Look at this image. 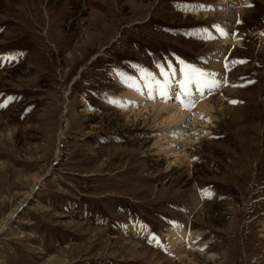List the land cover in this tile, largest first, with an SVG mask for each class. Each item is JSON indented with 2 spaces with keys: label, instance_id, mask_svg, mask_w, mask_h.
Returning <instances> with one entry per match:
<instances>
[{
  "label": "rangeland",
  "instance_id": "1",
  "mask_svg": "<svg viewBox=\"0 0 264 264\" xmlns=\"http://www.w3.org/2000/svg\"><path fill=\"white\" fill-rule=\"evenodd\" d=\"M221 2L0 0V264H264V0L232 1V46L189 14ZM191 69L220 87L189 143L131 110ZM119 74L155 97L105 105Z\"/></svg>",
  "mask_w": 264,
  "mask_h": 264
},
{
  "label": "bare ground",
  "instance_id": "2",
  "mask_svg": "<svg viewBox=\"0 0 264 264\" xmlns=\"http://www.w3.org/2000/svg\"><path fill=\"white\" fill-rule=\"evenodd\" d=\"M232 1L233 0H222V2L219 5H216L217 7H206L204 10H201L200 8H198V9L193 10L192 12L189 13L190 15H193L196 17L199 14H202L204 16L215 15L217 23L221 24V26L225 29V32H224V34H221L220 32H217L214 29L213 30V33L215 34L214 38L217 39L216 43L219 42V44L225 45V46L226 45L232 46L238 42L237 35L234 33V29H235L234 28V22H235V19L238 17L239 11L237 10L236 7H233ZM225 2H228V3L224 4ZM239 4L242 5V3H239ZM202 34H206V33L202 32ZM214 63L215 64H214L213 68H217L220 65L217 63V61H215ZM173 76L174 75H171V79H169V75L164 76V77L158 75L156 77L155 83L160 84V87L157 86L156 89H154V87H153L152 92H154L155 96L158 97V99H159V100L157 99L158 101H156L157 104H155V103L151 104L150 103L151 105L149 107H145L144 109L142 108L143 110H141V111H135V112H133V110H131V111L134 115H137V116L142 115L141 114L142 112H146V111L148 112L150 110L153 111L157 116H159L158 119H160V121H158V119H156V117H155L154 124L155 125L174 124V126L172 127V130H169L168 132L165 131L166 133H163V134L168 135V134L172 133V135H173L172 137H174V136L176 137V136L184 133L183 131L185 130V128L187 129V127H189V125H187V127H186L183 124H181L183 121H185V123H186V116H188L192 120H195L196 118L200 117L201 114L208 113L210 110H212L210 102L213 98H212V95L208 94V92H212L213 90L216 91L219 89V88H217V86L218 87H220V86L217 82L216 83L217 86L211 87V90H209L208 87H202V89H201L202 94H201V92L196 91V84L193 83L191 85V88H190V92H191V96H192V106L188 107V108H184V107L180 106L179 102L175 98L176 94L179 92L180 82L178 80H176L177 78L175 79ZM118 80H119L118 82L122 86L126 87L125 89H127V90H129V92H131L132 98L131 99L130 98L129 99H127V98L123 99V98L113 96L111 94H107V95H104V98H103L105 105L115 106L117 108L122 109L123 111L124 110L126 111V109H128V107H129L128 105H131L132 103H134L135 99H143L144 100L145 98H147V95L149 94L150 90L145 91L146 88L143 85L144 83H141V85L144 86L143 88H145V89H143L142 94L137 95L136 91L133 90L134 89V83H132L133 82L132 80H129L124 75H120ZM122 80L124 82H121ZM142 80H144V79H142ZM153 80H154V78H153ZM217 80H218V78H217ZM215 82H216V80H215ZM165 83H167V85L170 89L169 94H168L166 99L162 98L161 95H159V90H158V88H163L165 86ZM136 87H137V85H136ZM174 88H176L177 91H172V89H174ZM135 90H137V89H135ZM219 94H220V91H218L217 95H219ZM151 96H154V95H151ZM169 99H171L172 102L169 101ZM207 99H208V101H207ZM110 101H116V103L114 104V103H111ZM131 101H133V102H131ZM166 101L168 104L165 103ZM168 101L171 102V104ZM216 101L218 104V105L217 104L216 105L220 108V110L221 109L223 110L224 107H223L222 101L219 98H217ZM164 104H167V105H164ZM140 105H142V104H140ZM131 108H133V107H131ZM221 112H224V111H221ZM192 130L190 128H188V130H186V132L184 133V134L189 135L188 140L185 138L186 141H188L189 143H192V141H194V140L196 141L197 137L199 136L196 134L195 136L193 135V137H192V134L194 133V132H192ZM168 136L170 138V135H168ZM165 138L166 137L164 136L163 138H160V139L163 140ZM186 146H187V144H184V143L179 145V147H182V148H185ZM178 150L179 149H175V151H178ZM183 152H184V150L181 149L180 151L176 152L175 156L178 155V156L185 159L186 156L183 154ZM22 203L19 205V207L22 206ZM12 215H14V214L11 213V217H12ZM263 228H264V226H263ZM168 233H169L168 235L170 238L171 247L176 252H180L182 245L184 243H187L191 237V235L186 230H183V228L179 224H175L172 228H170Z\"/></svg>",
  "mask_w": 264,
  "mask_h": 264
},
{
  "label": "snow or ice",
  "instance_id": "3",
  "mask_svg": "<svg viewBox=\"0 0 264 264\" xmlns=\"http://www.w3.org/2000/svg\"><path fill=\"white\" fill-rule=\"evenodd\" d=\"M248 7H250L251 5H247ZM201 10H204L206 7V5H199L198 6ZM236 23L239 24L240 21L239 19L236 20ZM211 27L213 29H215V31L220 32L221 34H224L225 29L221 26V24L219 23H214L211 25ZM261 35H264V33H261ZM2 59H14V57H2L0 58V60ZM245 63L246 61H234L233 63ZM122 75V74H119ZM161 75H163V70L161 72ZM183 75V73H182ZM143 79V77H142ZM169 79H171V75H169ZM121 82H124L123 80ZM195 83L196 84V91L201 92L202 87H208L209 90H211V87H215L216 82L215 81H209L208 80V74L201 72L198 69H191L187 75L186 78L181 80L180 84H179V92L176 94V100L179 102L181 107L184 108H188L192 106V96H191V92H190V88L191 85ZM169 87L167 85V83H165V86L163 88L159 89V95H161L162 98H167L168 94H169ZM202 94V92H201ZM150 98H151V93L149 94ZM111 103H116V101H110ZM230 103H235V101H230ZM0 107H4L3 104H0ZM153 239H155V237H153ZM157 243H159V241H157Z\"/></svg>",
  "mask_w": 264,
  "mask_h": 264
}]
</instances>
